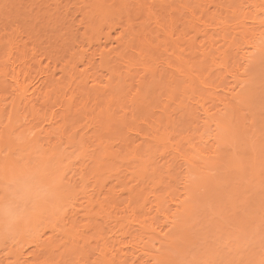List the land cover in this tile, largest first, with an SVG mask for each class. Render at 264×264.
Here are the masks:
<instances>
[{"label": "bare ground", "instance_id": "obj_1", "mask_svg": "<svg viewBox=\"0 0 264 264\" xmlns=\"http://www.w3.org/2000/svg\"><path fill=\"white\" fill-rule=\"evenodd\" d=\"M71 6L82 13L80 31L70 35L63 51L45 53L44 65L43 55L36 47L29 48L27 40L40 16L59 23L67 19ZM180 17L183 32H202V27L204 33H212L210 42L218 39L232 47L241 41L232 57L228 49L218 55L225 75L217 89L226 95L213 99L222 109L211 113L201 107L206 117L201 126L208 133L197 139L214 148L227 140L228 125L222 118L231 106L226 101L246 104L254 91L246 62L264 49V0H0V264H127L105 242L94 249L91 260L86 233L95 232L99 221L123 222L109 204L114 185L106 188L103 179L120 178L122 171L115 165L124 161V155L140 166L129 174L142 176L146 163L141 153L160 146L174 151L165 126L185 94L178 78L185 80L190 74L188 44L179 47L186 40L177 29ZM86 45L96 49L91 52ZM96 55L97 60L92 58ZM238 56L239 66H231ZM227 75L234 86L224 83ZM158 111L163 118L151 116ZM182 140L187 158L180 173L183 191L189 195L200 174L193 160L207 157L190 136ZM129 142L132 149L124 155L114 151ZM91 183L94 188L89 190ZM39 187L52 192V197L49 193L48 198H38ZM79 195L87 206L73 213L83 212L89 220L67 215ZM10 204L25 212L21 215L13 207L12 212H2ZM186 204L175 202L176 214ZM157 207L160 212L159 198ZM13 211L20 216L16 214L18 221L10 230L3 216L14 215ZM145 225L144 229L155 231ZM171 231L159 234L167 238ZM30 246L35 248L32 259L25 254Z\"/></svg>", "mask_w": 264, "mask_h": 264}, {"label": "rangeland", "instance_id": "obj_2", "mask_svg": "<svg viewBox=\"0 0 264 264\" xmlns=\"http://www.w3.org/2000/svg\"><path fill=\"white\" fill-rule=\"evenodd\" d=\"M69 12L67 19L59 23L41 16L37 20L33 37L27 40V43L29 48L36 47L43 55V64L47 62L45 53L63 51L70 35L80 31L78 29L82 26V13L72 6ZM178 21L177 29L183 32L184 19L180 17ZM136 22L138 21L135 20ZM199 29L202 32L184 31V37L188 41L184 39L181 44L179 42L181 48L185 44L192 48L185 46L189 48L186 59L190 64V74L185 80L178 78L185 94L178 98L179 106H173L168 114L169 124L165 126V130L171 135V143L175 145L174 151L168 152L166 147L160 146L152 150H156L155 153H141L146 163L144 172L142 176H131L129 172L140 168L138 162L124 159V154L128 149L131 150L133 145L129 142L127 146L114 148V151H121L124 155V161L115 165V169H120L122 173L118 179L104 176L103 180L107 182L106 188L114 185L109 204L114 208L115 216L123 217V222L106 225L99 221L93 226L95 232L86 233V246L91 260L94 249H98L101 242H105L109 250L121 261H128L127 264H264V49L255 54L249 64L246 62V76L254 81V86L251 87H254L255 92L253 91L250 101L243 105L226 101L231 106L224 111L222 118L223 123L228 125L227 140L214 148H211L212 143L204 147L197 139L198 136L205 137L208 133L207 130L203 131L201 126V119L205 117L204 109L208 108L211 113L222 109L220 102L213 98H223L222 96L226 95L221 87L217 89L225 75L218 55L228 49V54L232 57L241 41H237L232 47L225 46L218 39L210 42L212 33H204L202 27ZM73 36L79 37L78 34ZM85 48L91 52L96 49L87 45ZM97 57L96 55L92 58ZM212 59H215L216 63H213ZM239 59L240 56L236 57L230 65L237 68L241 63ZM231 73L233 72L230 71L229 74ZM101 74L104 75L98 72L102 77ZM232 80L227 75L224 83L234 86ZM38 83L39 81H34V87H38ZM160 115L159 111L155 115L151 114L154 118ZM161 117L163 118L162 115ZM198 121L200 122L197 125ZM144 130L140 128V131ZM189 136L193 140L192 143L204 149V156L207 158L196 157L193 160V165L200 174L195 180L196 185L194 184L190 194L186 195L182 184L184 175L180 172H184L185 166L182 162L187 158V145L182 139ZM130 137L136 136L131 134ZM210 151L217 153L210 154ZM77 166H81V163ZM128 168L129 171H126ZM93 185H89V190L94 188ZM39 188L43 190H36L40 193H37L40 196L35 194L38 198L41 195L49 196V190ZM23 194L25 195L24 191L19 192L20 196H24ZM52 195L51 192L50 197ZM158 198L161 204L160 212L157 207ZM76 199L77 202L68 207V217L89 220L90 217L83 212L79 215L73 213L76 210L82 211L83 207L87 206L83 195L77 196ZM180 200H185L188 207L183 210L179 208L181 212L176 214L177 207L173 204L179 203ZM12 207L17 208L14 204L9 207L6 205L2 212ZM24 207L30 208V204ZM11 209L8 212H12ZM17 209L21 211V215L22 211L25 212L23 209ZM173 212L174 217H171ZM16 214L17 212H14V215ZM164 214L168 216V220ZM14 215H4L6 220L2 215L10 230H13L11 226L20 216L17 214L16 220ZM144 224L147 228L153 227L155 231L144 229ZM171 228L169 236L164 238L161 234ZM34 249L32 246L26 248L25 254L30 257Z\"/></svg>", "mask_w": 264, "mask_h": 264}]
</instances>
